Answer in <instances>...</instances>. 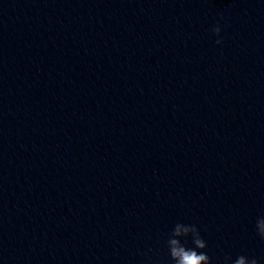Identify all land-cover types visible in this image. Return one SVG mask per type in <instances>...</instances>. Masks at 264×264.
<instances>
[{"label":"clouds","instance_id":"obj_1","mask_svg":"<svg viewBox=\"0 0 264 264\" xmlns=\"http://www.w3.org/2000/svg\"><path fill=\"white\" fill-rule=\"evenodd\" d=\"M220 19L223 20V17L221 16ZM221 30L218 21L212 29V34L219 37ZM222 43L221 39L216 40V44ZM255 228L257 235L264 239V217L257 219ZM189 237L192 247H187V238ZM166 245L172 264H211V258L203 251L207 248V243L195 224L177 222L168 234ZM224 264H258V260L247 255H239L234 260L226 256Z\"/></svg>","mask_w":264,"mask_h":264}]
</instances>
